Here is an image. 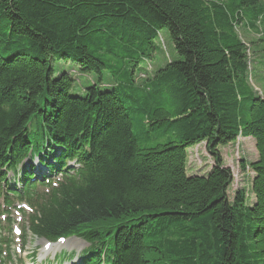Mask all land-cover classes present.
Wrapping results in <instances>:
<instances>
[{
	"label": "trees",
	"instance_id": "trees-1",
	"mask_svg": "<svg viewBox=\"0 0 264 264\" xmlns=\"http://www.w3.org/2000/svg\"><path fill=\"white\" fill-rule=\"evenodd\" d=\"M241 26L264 28V0H0V186L30 149L52 169L81 165L37 236L84 232L85 264H264V96ZM164 28L177 57L151 72ZM61 59L101 82L108 71L112 88L72 94V76H54ZM132 113L141 136L168 142L140 148ZM239 137L255 140L257 159L239 163L253 202L245 187L229 195L220 148ZM201 143L214 164L189 175ZM22 175L28 194L33 166Z\"/></svg>",
	"mask_w": 264,
	"mask_h": 264
},
{
	"label": "rangeland",
	"instance_id": "rangeland-1",
	"mask_svg": "<svg viewBox=\"0 0 264 264\" xmlns=\"http://www.w3.org/2000/svg\"><path fill=\"white\" fill-rule=\"evenodd\" d=\"M245 40L251 43V64L253 68V82L264 93V28H259L258 33L251 32L245 27H239ZM257 31V30H256ZM162 40L159 42V48L156 50L155 58L150 62H143L142 65L150 68L151 72H155L159 67L164 65L170 59L177 57L174 43L171 39L170 33L167 28L161 30ZM261 37L262 39H259ZM54 76H58L62 72H68L75 80L71 93L74 95H86V88L93 83H97L102 89H111L114 84L113 79L108 71H103L102 82L98 74H83L79 70L77 63L72 60H55L53 63ZM136 115L132 113V119L134 120V134L138 138L139 147L147 149L154 147L159 143L168 142L167 137H161L159 139H148L140 133V124L136 121ZM140 136V137H139ZM221 154L223 156L226 166H229L233 171L234 182L229 189L230 197H233L235 191L240 188H247L250 194V202L254 201L255 196L250 192L251 180L253 172L248 170L244 173L239 167L240 158L243 157L248 162L255 161L258 157L255 140L252 137L239 138L236 143L229 144L227 146H221ZM214 159L207 151L205 143H201L195 147L188 149V164L187 173L189 175L194 174H206L213 166ZM40 244V241L31 239L28 244V249L34 248ZM71 242L68 243L70 247ZM73 245H79V241H72ZM84 245V244H83ZM78 248H84V246ZM76 248V247H72ZM55 264V263H51Z\"/></svg>",
	"mask_w": 264,
	"mask_h": 264
},
{
	"label": "bare ground",
	"instance_id": "bare-ground-1",
	"mask_svg": "<svg viewBox=\"0 0 264 264\" xmlns=\"http://www.w3.org/2000/svg\"><path fill=\"white\" fill-rule=\"evenodd\" d=\"M5 170H12V167H10L9 165H7Z\"/></svg>",
	"mask_w": 264,
	"mask_h": 264
}]
</instances>
